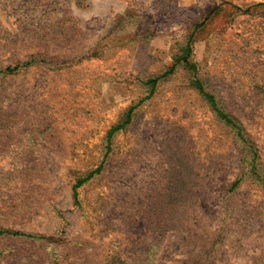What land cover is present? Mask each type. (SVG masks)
<instances>
[{"label":"rangeland","instance_id":"374dc122","mask_svg":"<svg viewBox=\"0 0 264 264\" xmlns=\"http://www.w3.org/2000/svg\"><path fill=\"white\" fill-rule=\"evenodd\" d=\"M0 228L45 237L0 264H264V0H0Z\"/></svg>","mask_w":264,"mask_h":264},{"label":"trees","instance_id":"16d2710c","mask_svg":"<svg viewBox=\"0 0 264 264\" xmlns=\"http://www.w3.org/2000/svg\"><path fill=\"white\" fill-rule=\"evenodd\" d=\"M198 27L199 25H196L195 28ZM192 37L193 36L191 35L187 45L183 49L184 51L183 55L178 58V61L182 62L187 68H189L190 70L196 73L198 71L197 64L189 60L190 56L192 55V42H193ZM30 63L31 62L26 63L25 66L30 65ZM175 67L176 66H173L170 72L174 71ZM17 68L9 67L7 69V72L13 73L16 71ZM166 74H168V72ZM162 77L163 76H158L149 81L152 85V89H154L157 86L158 81ZM193 85L197 89V91L202 95V97L207 101V103L210 105L213 112L215 113L216 118H218V120H220V122H222L225 127L229 128L232 131L233 135H235V137L239 139V141L244 145V147L250 153V165L252 166L253 171L256 170L257 161L259 159V152L256 148L255 143L247 137L244 127L230 113H228L223 108V106L220 105V102L218 101L217 97L206 89V86L202 79L197 78L193 80ZM134 113H135V107H130L124 113L121 120L111 128L107 136L109 142L112 140L115 134H117L122 130H125L132 123ZM108 146H110V143L108 144ZM101 169H102V165L98 167L95 171L90 172L85 178L78 180L77 184L74 186L75 197H77L78 194L77 189L80 186H82L85 182L89 181L96 173H99ZM257 175H258L257 179L259 181L263 180V178L260 177L259 174ZM234 187H236V185ZM0 236L28 237L35 239L45 238V237H39L34 234L26 233L23 231L14 230V229H5V228H0Z\"/></svg>","mask_w":264,"mask_h":264}]
</instances>
